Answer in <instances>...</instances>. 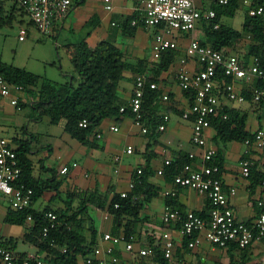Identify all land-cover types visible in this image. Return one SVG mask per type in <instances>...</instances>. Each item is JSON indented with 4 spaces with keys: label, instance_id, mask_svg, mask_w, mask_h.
<instances>
[{
    "label": "trees",
    "instance_id": "16d2710c",
    "mask_svg": "<svg viewBox=\"0 0 264 264\" xmlns=\"http://www.w3.org/2000/svg\"><path fill=\"white\" fill-rule=\"evenodd\" d=\"M85 1L82 0V2ZM135 1L137 3V0ZM241 1L236 0L227 6H221L217 3V0H209L208 5L203 9L215 11L216 17L212 20H202L200 22L199 28L203 32L204 39L198 40L202 45L210 46L217 51H224L229 56L230 52L233 54L239 52L244 41L248 39L249 42L243 47V55L238 58L243 61L245 66H248L254 58H257L261 68L264 69V15L253 18L248 16L247 13L241 31H237L224 23L225 18L234 19L236 17L237 11L244 6ZM6 2L7 0H0V26L16 21L19 12L22 16L29 18L25 9L15 2L7 10ZM260 5L264 6V0L254 2V6ZM134 21H137L135 26L132 25ZM29 24L34 25L31 20ZM217 26L218 28H216ZM143 27L138 12L127 17L122 23L124 34L129 36H134ZM157 31L158 29H156ZM182 35L184 38L191 36V34ZM66 51L74 66L75 75L63 85L42 82L41 77L2 62H0V69L10 83L22 87L23 92L28 98H31L28 103L20 99L19 105L22 109L31 106L38 120L48 118L52 125H59L62 121H65V132L72 139L88 148L96 147L97 130L105 120L133 119L130 107L123 106L120 103L118 93L119 85L125 79L126 72H131L136 77L145 75L150 83L155 82L158 85L161 74L168 72L179 58V49L164 52L161 59L153 64L149 70L142 63L137 65L127 63L125 52L108 41L100 42L95 48H91L86 42L69 45ZM218 78L231 82V79L225 78L222 70H219ZM255 88H264V82L258 81L254 86ZM242 94L247 100L250 99L254 103H262L264 100L263 97L260 102H255L253 94L246 92ZM185 95L189 99L190 109L194 99L193 95L189 92H185ZM163 97V93L159 88L151 90L148 87L145 91L142 110L150 128L147 136L156 131L159 124L162 123V119L154 114L152 109L159 104L160 98L163 100ZM122 107H126V111L123 113L121 112ZM223 116H227V118L224 119ZM83 120H87L89 124L86 129L80 127ZM247 122L248 114L225 105L222 115L214 118L211 122V128L216 133L215 142L227 145L231 142L245 143L246 140H253V134L247 130ZM14 142L17 145V155L22 169L21 183L34 191L32 206L34 207L49 192L55 194L54 199H62L65 205L63 208L56 209L52 206H46L43 210H36L33 207L27 211L11 209L6 215L5 221L10 225H30L25 240L37 247L41 253H46L47 256L44 260L54 264H84L85 258L90 256L98 246L97 232L93 228H91L92 235L89 240L84 236L85 225L83 226L81 217L86 216L92 221L93 219L88 216L90 208H96L112 218L111 233L114 236L125 235L129 238L137 235L138 229L148 220V218L142 217L141 214L147 204L158 196V191L149 182L151 176L149 167L141 168L143 173L140 183H136L135 188L129 192L126 199L121 198V193L112 194V191L109 190L101 192L98 188L87 191H68L66 199H63L60 191L62 183L57 181L55 170L52 171V177L47 180L34 177V163L30 158L33 155V141L14 139ZM191 162L189 154H180L171 161L170 165L164 167L165 179L173 182L174 178ZM212 164L218 165L222 174L224 160L220 149H217V156ZM42 168L44 167L42 166ZM136 174L137 170L134 173L135 178H137ZM263 179V177H260L259 182H262ZM76 201L79 204L77 210L73 211ZM116 204H120V208L115 209ZM168 204L171 205L172 203L168 202ZM210 209L211 203L208 201L207 210L197 214L206 218ZM50 211L58 216L57 228L52 230L49 237L45 239L42 234L43 227L46 225L44 215ZM29 216L33 218V222L28 221ZM165 227L179 231L181 223L176 226ZM261 240L264 244V237ZM180 241V245L177 243L174 252V256L179 262L187 252L192 250L189 248L191 238L185 237ZM154 244V240H151L149 245L153 246ZM253 244L246 249H240L235 245L225 248L228 250L230 258L228 264H256L252 263L250 257ZM3 246L12 252L16 250V244L11 240L3 241ZM154 249L155 256L137 258V263L172 264L170 260L165 258L160 246ZM115 255L119 256L124 264L123 256L119 250L115 251ZM19 256L21 259L27 258L25 254Z\"/></svg>",
    "mask_w": 264,
    "mask_h": 264
},
{
    "label": "built area",
    "instance_id": "2783aa9c",
    "mask_svg": "<svg viewBox=\"0 0 264 264\" xmlns=\"http://www.w3.org/2000/svg\"><path fill=\"white\" fill-rule=\"evenodd\" d=\"M28 13L34 26L44 36H51L57 20L66 18L73 8V0H13ZM209 1V0H206ZM236 0H217L221 6H227ZM256 0H243V5L247 7L250 17L264 15V6H254ZM106 10L113 11L112 0H104ZM136 12L140 16V22L146 28H155L158 31L153 37V58L159 61L164 52L179 49V43L175 40V35L191 34L192 39L186 48V58L181 63L182 67L178 72L177 79L179 87L184 92L193 95L191 108L183 113V119L189 120L192 117L193 130L191 143L194 147L202 149L201 165L197 166V155L189 153L192 161L174 178L175 191L171 195H176L180 188H188L204 196L210 203L211 209L206 218L201 217L194 211H182L171 206H167L162 215V223L165 226H176L181 223L178 231L181 239L191 238L190 249H196L207 243L220 249L235 245L240 249L250 247L256 241L264 237V179L260 184L263 197L257 200L259 214L250 223L240 221L231 207L230 200L237 195V189L227 188L222 178L221 169L212 162L217 156V150L208 147L207 131L211 128L214 118L222 115L225 107L224 99L230 102L243 104L246 102L242 92L236 88L238 81H262L264 82V69L259 64V59L254 58L252 62L245 66L238 57L228 56L224 51H217L210 46H204L200 40L195 38L200 22L202 20H212L216 17L215 11L199 7L198 0H137ZM137 25V21L132 23ZM218 28V26L216 27ZM27 36V31H20L19 39L23 41ZM187 59H195L200 69L191 71L186 68ZM219 70H222L226 79H219ZM157 90L159 87L155 82H149L145 75H138L135 79L133 95L129 102V107L133 114V123L143 135L150 132L145 115L143 113V102L147 88ZM23 88L10 83L0 69V131L3 123L4 103L9 102L10 106L16 110H22L19 105ZM255 102H260L264 97V88L253 90ZM163 100L169 102V95H165ZM126 107L121 108L125 112ZM224 119L227 116H223ZM169 115L162 117V124L157 128L159 132H165ZM87 120L80 123V127H88ZM111 131L118 132L117 126L111 127ZM98 139L102 135L97 133ZM248 147H254L259 151H264V128L254 133L253 140H246ZM128 155L133 154V148L126 151ZM248 153V152H247ZM115 163L120 161L119 157L114 159ZM171 164L170 160L165 162V166ZM252 163L249 160L241 161L242 175L249 178L251 175ZM69 169L63 168L61 173L67 174ZM143 170L137 169V178L133 175L129 182L128 191L121 193V198L126 199L136 183H140ZM159 175H164V168L158 171ZM22 169L17 155V145L14 141L8 140L0 134V212L4 206H8L15 211H27L33 206L34 191L21 183ZM120 208V204L115 205V209ZM106 215V219H108ZM46 225L42 234L45 239L49 237L52 230L57 228L58 216L50 211L44 215ZM29 222H33L31 216ZM54 242V241H53ZM141 240L137 236L126 237L125 235L114 236L111 232H105L102 236L101 244L93 253L85 258L84 264H123L122 259L115 255L118 247L123 246L124 251L136 255L138 258H150L155 256V247L160 246L164 256L172 260L177 241L169 230L163 231L159 242L153 246L149 244L140 246ZM66 252V250H64ZM0 264H54L40 258L27 257L21 259L15 252L3 246L0 239Z\"/></svg>",
    "mask_w": 264,
    "mask_h": 264
},
{
    "label": "crops",
    "instance_id": "0c3cea01",
    "mask_svg": "<svg viewBox=\"0 0 264 264\" xmlns=\"http://www.w3.org/2000/svg\"><path fill=\"white\" fill-rule=\"evenodd\" d=\"M131 1L132 3L129 5L127 0H112L114 8L112 12L106 10V4L104 2V5L102 6V16L96 17L99 28L102 26L103 22H107V29H104L102 34L104 40L101 42L108 41L114 44L123 41L127 47H131H128V51L130 52L132 50V53L135 54L140 51L139 46L135 44L133 40L142 28L139 29L134 36L124 34L122 29L123 21L127 17L136 13L138 3H136L135 0ZM241 2L243 3V0ZM198 5L201 8L206 7L208 1L198 0ZM72 11L73 8L66 18L56 21L51 35H56L64 31L65 23L69 19ZM199 27L194 36L197 39H204L203 32L200 31ZM143 28L146 30L151 29L146 27ZM199 32H201V35H199ZM174 37L179 43V58L176 64L168 72L161 74L158 82V87L162 91L163 96H170V102H166L160 98L159 104L152 109V112L158 115L161 119L164 115H169L170 120L167 123V129L165 132H159L156 130L153 131L150 136H147L143 135L134 125L132 118H125L120 121H117V119H107L97 130V133L101 134L102 138H95L96 147L88 148L77 141L81 145L77 148L80 157L76 158L74 155L72 157L74 159L73 162L71 164H64L59 170L49 167L48 162L44 161L40 162V168L37 169L36 164L38 163L35 162L37 155L36 152L33 151V155L30 156L34 163L35 178L47 180L52 177L53 170L57 172V181L62 183L60 191L63 199L68 191H87L98 188L101 192H107L108 190L112 191V194L126 192L128 191L129 182L135 171L138 168L149 167V173L151 175L149 182L154 189L158 191V196L147 204L145 210L141 214L142 217L148 218V220L140 229H138L137 235H135L141 240L140 246L150 244L151 240H154L155 243L159 242L162 232L166 230H169L172 233L175 240L180 245L181 238L179 237L178 231L174 228L168 229L162 223V215L165 208L171 206L182 211L202 213L207 210L208 204V200L204 196L188 188H180L176 191V195H171L175 191L174 181L169 182L165 179L164 175L158 174V171L165 167V162L167 160L172 161L180 154H196L197 159L195 161L197 166H200L201 155L203 153L202 149L194 147L191 143L194 119L191 118L185 120L182 117L183 113L189 110L190 102L186 97L185 92L180 89L177 79L178 72L182 67L181 61L186 58V48L189 45L192 36H186L184 38L182 34H178ZM89 39L90 38L83 42L88 43L91 48H95L100 43L94 42L91 44ZM108 39L112 41H109ZM184 41H187V44H184ZM138 63L144 64V66L150 70L153 64L157 62L154 58L151 60L143 58L139 59L134 65H137ZM186 68L191 71H198L200 69L198 62L195 59H187ZM125 78L129 81L130 86H126L122 89L118 88V93L120 103L123 106H128L133 95L136 76L130 72V75ZM257 82L258 80L252 82L238 81L236 83V88L242 93L246 92L251 93L252 95L254 86ZM224 103L229 108L238 109L243 113L248 114L247 130L251 132L253 136L256 131L264 128V100L262 103H254L252 100L246 99L245 103L238 104L224 99ZM9 106V102L4 103L3 113L6 112V109ZM14 112L15 110L12 111V113ZM33 115L36 120V115L34 113ZM114 126L119 128L118 132L111 131V127ZM105 134L108 135L106 136V145L99 144V141L105 139ZM215 136V131L210 128L207 131L208 147L221 150L222 158L224 160L222 178L227 188L237 189V195L230 200L231 207L240 221L246 223L253 222L259 214V209L256 205L257 200L263 197L260 189L261 182H259V179L260 177L264 178V151H259L254 147H248L245 143L240 142H231L227 145L221 143L217 144L215 142ZM14 139L24 140L20 138V136H17ZM14 139L12 141H14ZM129 147L133 148V154L131 155L126 153ZM115 149H117V151ZM124 156H126L125 161L127 162L122 165L123 169L120 171L118 168H120ZM116 157L120 158L118 163H115L114 161ZM245 159L252 163L251 176L249 178H245L242 175L241 161ZM113 163L116 164L118 168L114 170L112 175L109 171V167ZM42 166L45 169L42 168ZM66 167L69 169L68 173L62 174V169ZM36 169L40 170L43 173V176L38 175V172L36 174ZM74 171L75 175L71 176V179H59V175L69 176L70 173H74ZM48 194H50V197L47 200L45 198ZM54 196V193H46L43 197L45 199V206L37 208L39 200L33 208L36 210H43L46 206H52L51 204L56 200L54 199ZM168 202L172 204L169 205ZM9 210L11 209L8 206H4L3 210L0 212V239L2 241H13V243L16 244L15 253L17 255L25 254L26 257L31 258H46V253H41L37 247L31 245L25 240L30 225L16 226L6 223L5 218ZM90 210L102 214L101 227L100 231L97 230L95 220L90 213L88 216L93 219L92 221L86 216L81 217L83 219V226L85 225L84 236L89 240L92 235L91 228H93L97 232V242L98 245H100L103 234L105 232H111L113 221L107 213L101 212L96 208H90ZM106 215L109 216L108 219L105 218ZM20 241L29 244L32 250L21 252L18 248ZM261 243L262 242L260 241H256V244L261 245ZM255 247L256 246L254 245L251 249V259L255 256ZM117 250L122 254L124 264L137 263L138 257L125 252L123 246L118 247ZM191 257L200 264H228L230 261L227 249L213 247L207 243L187 252L184 255V258L181 259V262H190L192 260ZM255 261L256 260L253 259L252 263H255Z\"/></svg>",
    "mask_w": 264,
    "mask_h": 264
},
{
    "label": "rangeland",
    "instance_id": "374dc122",
    "mask_svg": "<svg viewBox=\"0 0 264 264\" xmlns=\"http://www.w3.org/2000/svg\"><path fill=\"white\" fill-rule=\"evenodd\" d=\"M127 1L128 4L131 5L132 1ZM77 3L79 4L77 5ZM13 4V0H7L6 9L8 10ZM103 5L104 0H86L85 2H82V0H73V11L65 23L64 31L51 36L42 35L34 25L29 24L30 18L24 15L22 16L20 12L17 13L18 18H16V21L11 24L0 26V62L35 74L41 77L42 82H50L54 85L66 84L71 80L72 76L75 75L74 66L66 51L67 45H78L88 38H90L89 41L91 44L94 42L99 43L104 40L102 34L104 32L103 30L107 29V22H103L102 26L99 28L96 17L102 16ZM246 12L247 7L242 6V8L237 11L234 19L225 18L224 23L231 25L237 31H241ZM6 15L8 14L6 13ZM22 29L27 31V36L23 41H20L19 36ZM155 31V28H151L150 30L142 28L139 31L136 38L133 40V42L139 46L140 52L135 53L137 55L133 54L132 50L129 52L128 47L130 46L127 47L123 41L114 44L125 52V59L129 64L134 65L139 59L143 58L151 60L153 58L152 45ZM199 35H201V32H199ZM248 42V39L244 41L241 50L234 54L230 52L229 56H242L243 47ZM183 43L187 44V41ZM129 75L130 72L125 73V77ZM126 86H130L127 78L120 83L119 88L122 89ZM20 99L26 103L31 100L24 92L20 96ZM14 110L15 112L12 113ZM33 113L31 106L22 110H16L9 106L6 112L3 113L4 122L0 134L8 140H13L17 136H20V138L24 140L33 141L32 148L37 154L35 158V162L38 163L36 164L37 169L40 168V162L44 161L48 162L49 167L59 170L64 164H71L74 160L72 158L74 155L76 158L80 157L77 148L81 145L64 132V121L59 125H52L48 118H43L42 120L36 118L35 120ZM106 136L108 135L105 134V139L99 141V144L106 145ZM115 150L117 151V149ZM123 158L124 160L120 168L114 163L109 167V171L112 175L115 169L118 168L120 171L123 169L122 165L127 162L125 161L126 156ZM37 169L35 171L36 174L38 172V175L43 176V173ZM75 171L74 173H70L69 176L59 175V179H71V176L75 175ZM49 197L50 194H48L45 199L48 200ZM45 199L42 198L37 203V208L45 206ZM64 199H66V195H64ZM78 204V201L75 202L73 211L77 210ZM51 205L54 209L65 207L62 199H56ZM90 215L95 220L97 230L100 231L102 214L90 210ZM260 242H262V240H260ZM262 243L261 245L256 244V242L253 244V247L254 245L256 246L254 252L256 257L254 256L253 258L256 260V264L264 263V244ZM18 248L21 252L32 250L30 245L23 241H20ZM191 259L190 262L186 261V263H182L173 256L171 262L172 264H200L192 257ZM130 262L132 263L131 260Z\"/></svg>",
    "mask_w": 264,
    "mask_h": 264
},
{
    "label": "water",
    "instance_id": "95a60500",
    "mask_svg": "<svg viewBox=\"0 0 264 264\" xmlns=\"http://www.w3.org/2000/svg\"><path fill=\"white\" fill-rule=\"evenodd\" d=\"M264 264V263H263Z\"/></svg>",
    "mask_w": 264,
    "mask_h": 264
}]
</instances>
